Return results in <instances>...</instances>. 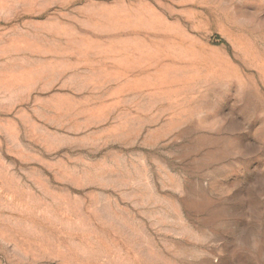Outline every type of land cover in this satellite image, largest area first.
<instances>
[{
	"label": "rangeland",
	"instance_id": "rangeland-1",
	"mask_svg": "<svg viewBox=\"0 0 264 264\" xmlns=\"http://www.w3.org/2000/svg\"><path fill=\"white\" fill-rule=\"evenodd\" d=\"M0 264H264V0H0Z\"/></svg>",
	"mask_w": 264,
	"mask_h": 264
},
{
	"label": "clouds",
	"instance_id": "clouds-1",
	"mask_svg": "<svg viewBox=\"0 0 264 264\" xmlns=\"http://www.w3.org/2000/svg\"><path fill=\"white\" fill-rule=\"evenodd\" d=\"M242 236H246L250 244H251L254 240L258 239L257 237L254 236L253 233H251V232H246V230H244V231H242V232L237 236L236 243H237V246H238V247L241 245V243H243Z\"/></svg>",
	"mask_w": 264,
	"mask_h": 264
}]
</instances>
